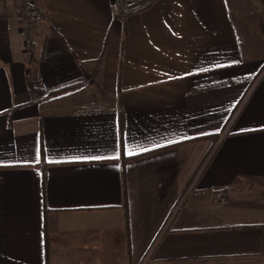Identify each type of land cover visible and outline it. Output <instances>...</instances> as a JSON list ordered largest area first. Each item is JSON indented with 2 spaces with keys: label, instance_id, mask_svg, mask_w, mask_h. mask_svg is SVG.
Segmentation results:
<instances>
[{
  "label": "crops",
  "instance_id": "1",
  "mask_svg": "<svg viewBox=\"0 0 264 264\" xmlns=\"http://www.w3.org/2000/svg\"><path fill=\"white\" fill-rule=\"evenodd\" d=\"M20 5L0 0V264H264V0H31L30 35Z\"/></svg>",
  "mask_w": 264,
  "mask_h": 264
},
{
  "label": "trees",
  "instance_id": "2",
  "mask_svg": "<svg viewBox=\"0 0 264 264\" xmlns=\"http://www.w3.org/2000/svg\"><path fill=\"white\" fill-rule=\"evenodd\" d=\"M153 2H154V0H141L137 4L129 5L128 8L126 9L125 13L127 15L140 13V12L145 11L148 8H150L153 5ZM20 6L22 7L24 13H26L29 10V8L33 9V7L31 6V0H29L28 3L21 4ZM38 18H39V14H38ZM85 85H86V83H84V82H77V83L62 87V88H58V89L52 90L48 94V96L45 98V100L46 101H55V100L63 99L65 97H68V96L72 95L75 92L80 91L81 89H83L85 87ZM121 117H123V116H121ZM122 125H123V120L121 119V126ZM47 165L48 164L43 163V167H42L43 184H44V186L46 185L45 170H46V166Z\"/></svg>",
  "mask_w": 264,
  "mask_h": 264
},
{
  "label": "built area",
  "instance_id": "3",
  "mask_svg": "<svg viewBox=\"0 0 264 264\" xmlns=\"http://www.w3.org/2000/svg\"><path fill=\"white\" fill-rule=\"evenodd\" d=\"M17 3L19 4H23V3H28L29 0H15ZM115 7L118 9L119 13L121 14V16L125 17V11L128 8L129 4H128V0H113ZM28 13V17L30 19L33 18H37L38 17V11L34 10V9H30L27 11ZM32 21L30 20V22L25 23V27H24V32L30 35L31 32V27H32ZM26 43L27 45H32L33 41L31 40V38H27L26 39Z\"/></svg>",
  "mask_w": 264,
  "mask_h": 264
},
{
  "label": "rangeland",
  "instance_id": "4",
  "mask_svg": "<svg viewBox=\"0 0 264 264\" xmlns=\"http://www.w3.org/2000/svg\"><path fill=\"white\" fill-rule=\"evenodd\" d=\"M26 15H25V17H24V25H23V28L25 27V23H27L28 24V22H30V20H28L29 19V17L27 16L28 15V13L26 12L25 13ZM30 47H31V45H29Z\"/></svg>",
  "mask_w": 264,
  "mask_h": 264
}]
</instances>
